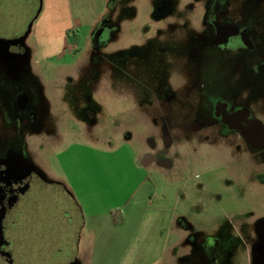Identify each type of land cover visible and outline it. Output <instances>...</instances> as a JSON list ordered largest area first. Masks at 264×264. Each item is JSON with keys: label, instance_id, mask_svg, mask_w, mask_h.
Listing matches in <instances>:
<instances>
[{"label": "rangeland", "instance_id": "rangeland-1", "mask_svg": "<svg viewBox=\"0 0 264 264\" xmlns=\"http://www.w3.org/2000/svg\"><path fill=\"white\" fill-rule=\"evenodd\" d=\"M110 1L101 26L77 28L76 45L64 32L72 34V27L62 0H34L15 25L0 20V38L7 39L39 11L32 29L40 17L51 37L48 51L29 60L19 81H10L0 65V154L25 141L32 160L73 197L56 200L50 193L40 209L19 216L15 238L30 246L17 248L31 264H52L51 248H69L60 222L67 213L79 226L82 264H250L252 233L264 216V156L218 162L212 155L186 165L184 141L200 139L205 154L221 145L207 134L216 129L197 122L192 106L155 101L159 39L184 30L173 34V27L156 21L158 0ZM164 1L185 6L188 0ZM243 12L264 20V6ZM99 30L110 35L100 54L92 44ZM36 42L30 33L33 51L42 48ZM19 90L29 98L24 110L13 102ZM137 203L131 226L112 228L110 207L119 206V221L123 208ZM218 254L220 261L212 262Z\"/></svg>", "mask_w": 264, "mask_h": 264}, {"label": "flooded vegetation", "instance_id": "flooded-vegetation-1", "mask_svg": "<svg viewBox=\"0 0 264 264\" xmlns=\"http://www.w3.org/2000/svg\"><path fill=\"white\" fill-rule=\"evenodd\" d=\"M33 3L34 0H0V20L6 18L15 25L31 10ZM248 6L253 10L261 9L264 0H188L185 6L172 1H156V21L173 27V34L183 30L184 34L174 35L167 41L159 39L154 68L160 92H157L155 101L166 99L192 106L197 122L208 123L216 129L207 134L215 135L216 142L221 145L216 147L214 154H205L202 152L204 143L200 139L184 141L185 149L175 148L184 149L186 165L212 155L218 162L264 156V28L261 24L264 20L258 19L256 14L253 18H248L249 15L245 17L243 11ZM38 14L39 11H36L31 16L22 33L7 38L26 35L24 40L2 53L10 59L7 63L0 60L10 81H19L23 72L28 70L23 60L33 57L27 40ZM106 32L99 30L92 35V44L98 54L109 47L110 35ZM21 91L13 92V102L17 109L24 110L29 98ZM161 115L166 118V114ZM30 118L31 113L25 116L23 123L28 126ZM170 132L179 133L176 130ZM191 132L193 135L198 133L197 130ZM203 137L207 142L209 137ZM32 159L25 141L17 148L7 147L0 154V264H31L17 248L30 246L17 242L15 238L19 233L16 221L19 216L40 209L53 197L73 201L70 190L48 178ZM164 164L172 166L169 162ZM11 169L17 172L9 175ZM56 204V208L62 205L59 201ZM60 222L66 230L62 238L69 248L65 251L51 248L52 264H62L64 255L65 264H82L77 246L80 230L75 218L65 213ZM255 225L249 260L250 264H264V259L258 260L260 254L264 256V216ZM37 251L38 254L45 253L43 248ZM211 261H220L219 254Z\"/></svg>", "mask_w": 264, "mask_h": 264}, {"label": "crops", "instance_id": "crops-1", "mask_svg": "<svg viewBox=\"0 0 264 264\" xmlns=\"http://www.w3.org/2000/svg\"><path fill=\"white\" fill-rule=\"evenodd\" d=\"M62 2L69 10L71 23L70 27H72V31L75 29L77 30L78 27L82 28L86 26L90 28H96L101 26L100 24L102 19L113 7V1L110 0H62ZM64 32H66L67 36H69V32L66 30H64ZM31 36H33V38L37 41L36 44L38 42L42 44L41 50L40 48H36V50L33 51V56L40 57L42 54H44V52L48 51V46H46V43L49 44L51 42L50 35H47V27L44 26V22L41 21L40 17L36 22L35 27L32 29ZM138 204L139 203L123 208V213L120 214L123 221L121 225H115L113 222L112 214L115 211L119 212V206L112 205V207H110L108 210L112 228L118 230L130 227V224L133 220H136V217L139 213Z\"/></svg>", "mask_w": 264, "mask_h": 264}, {"label": "water", "instance_id": "water-1", "mask_svg": "<svg viewBox=\"0 0 264 264\" xmlns=\"http://www.w3.org/2000/svg\"><path fill=\"white\" fill-rule=\"evenodd\" d=\"M26 38V35L21 37V38H16V39H1L0 38V60L3 59V61L5 63H7L8 61H10V59L8 57L2 56V53L5 54V52L9 49V47L15 43H17L18 41H22ZM24 65H27L29 63V59L28 58H24L23 60ZM18 169H21L19 166L17 167ZM15 169H11L9 172V175H12L15 173ZM17 172V171H16ZM259 252V251H258ZM260 254V253H259ZM264 256H262L261 254L258 257V260L264 259ZM260 263V262H259Z\"/></svg>", "mask_w": 264, "mask_h": 264}, {"label": "trees", "instance_id": "trees-1", "mask_svg": "<svg viewBox=\"0 0 264 264\" xmlns=\"http://www.w3.org/2000/svg\"><path fill=\"white\" fill-rule=\"evenodd\" d=\"M68 37L71 39V41H72V43H73L74 45H76V44L79 43V35H78L76 29L73 30L72 35H69ZM118 216H119V215H118V211L113 212L112 217H113V222H114L115 225H121L122 222H123V221H122V217H120V220H119V221L117 220V217H118Z\"/></svg>", "mask_w": 264, "mask_h": 264}]
</instances>
